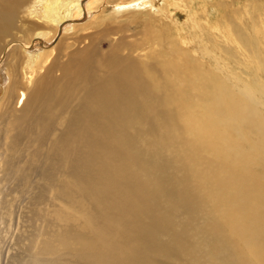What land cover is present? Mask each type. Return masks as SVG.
<instances>
[{"label":"bare ground","instance_id":"obj_1","mask_svg":"<svg viewBox=\"0 0 264 264\" xmlns=\"http://www.w3.org/2000/svg\"><path fill=\"white\" fill-rule=\"evenodd\" d=\"M213 1L224 11L225 0ZM97 2L0 0V222H5L4 210L17 194L39 180L40 193L38 189L31 200L43 201L49 194L58 199L53 212L62 227L44 243L38 264H264V212L256 210L258 220L240 215L233 224L238 238L220 224H197V211L205 201L186 179L192 170L211 168L217 158H230L233 145H225L236 140V133V162L247 168L252 162L264 166V79L258 71L256 86L242 91L206 72L190 92L209 83L213 89L200 93L212 101L188 118L189 136L166 130L138 143L146 130L136 124L140 114H153L146 123L154 129L160 124L155 112L163 114V121L174 113L161 108L164 95L153 94L146 64L153 57L167 68V61L180 60L181 54L193 71L208 63L223 78L222 70L233 68L230 62L237 53L243 56L237 66L248 63L238 50L243 42L235 36L228 38L229 45L240 47L227 60L210 44L213 36H226L232 23L212 20L208 6L207 19L201 22L191 0L122 1L113 7L114 20L145 14L161 27L146 47L143 42L119 57L113 52L120 47L118 38L100 52L91 42L97 31H90L87 19L80 22L85 15L90 19L97 14ZM180 10L188 14V27L172 23ZM77 26L85 31L58 42L62 32ZM259 28L254 26L255 46L263 32ZM251 63L264 73L261 58ZM165 74L158 71V81ZM71 82L83 87L77 100H71ZM175 91L177 97L189 95L178 85ZM149 145L165 151L178 145L187 152L177 149L175 156L173 149V159L151 160ZM178 160L182 165L176 167ZM258 189L264 204V180ZM210 206L211 215L231 210L230 203L216 196Z\"/></svg>","mask_w":264,"mask_h":264},{"label":"rangeland","instance_id":"obj_2","mask_svg":"<svg viewBox=\"0 0 264 264\" xmlns=\"http://www.w3.org/2000/svg\"><path fill=\"white\" fill-rule=\"evenodd\" d=\"M122 1L127 2L128 0H98L94 5L97 9L95 11L97 14L94 16L96 17V20L94 17L88 19V15H85L80 21L82 23L87 19L89 22V26L92 29L90 30V28H88L86 30L87 32L89 30L94 32L97 31L91 42H95V45L93 46L100 52L110 49L112 44L110 40L112 38H118V44L121 43L120 47L118 49L116 46V49H114L113 52L119 57H122V55H128L129 50L131 52L134 47L142 45L143 42V47H146L147 42L155 40L157 31L161 27L154 17L145 14L138 15L135 20H130L129 18L131 17L128 18V16H124L120 20H114V15H112L113 7L116 3ZM191 1L195 6L193 12H197V18L201 22L207 19L205 16V8H208L206 6L209 7L212 20L216 17H218V20L224 18L228 21L230 20L232 23L231 25L234 28L230 27V32H225L226 36L224 37L219 34L213 36L210 44H212L214 49L218 50L219 53L225 55L227 60V56L236 54V49L240 47L237 45L236 48L235 46L229 45L228 38L235 36L239 43L243 42L244 46L238 50L244 53L246 58L244 64L248 61L246 64L247 66H237L236 62L243 57L237 53L236 58L230 62L233 65V68L222 70L224 74L222 78L221 75L215 72L208 63L198 65V71H193L186 66L181 54L180 60H168L167 68L157 65L160 64V60L152 57L150 59V64L146 65L147 73L149 72L151 77L153 94H163L164 98L163 103L160 104L161 108H166V110L172 108L174 113L170 120L163 121V118L160 117L163 114L155 112L157 115L154 116H158L157 120L160 124L154 129L146 123L147 117L153 114H151V112L148 114H140L138 116L139 122L136 124L139 126L144 125L146 130L139 138V144L143 143V139H146L145 137L156 139L163 135L166 130H169L172 135L180 130L186 137L189 136L188 128L185 125L188 118L196 112H201V110L206 108L212 101L210 97L200 93V90L213 89L212 85L209 83H202L197 87V92H194V90L190 92V90L193 89V86L200 82V77L206 74V72H210L213 80L218 83L220 81L225 82L229 87L238 88L240 91L250 85L256 86L255 81H258L259 79L257 71L264 79V73L260 68L252 66L251 63L252 61L256 63L260 58L264 61V29L262 30L264 27V0H223L226 4L224 11L219 6H216L215 1L213 0L210 2H207V0ZM255 2L259 9L254 8L253 3ZM160 3H162V1ZM259 10H261V13H258ZM223 12H226V17L222 16ZM185 13L186 12L181 10L178 11L176 17H174L176 19H174L172 23H176L178 26L179 23H183L185 27H188L190 22L188 23V14ZM257 13L259 15H256ZM107 17H109V20H106ZM177 20L179 21L177 22ZM168 21L169 20H165L164 23L170 26L171 23ZM185 21L187 24H185ZM254 26L257 28L260 27L259 30L261 29V31H263L258 38L260 41L259 43L256 39V46L252 38V35L254 34ZM77 27L79 29L71 32H62L57 38L58 42L61 37H68L70 34L85 31L83 26ZM170 27L175 30V26L171 25ZM186 29L187 28H185V30ZM69 40L71 41V39ZM151 46L152 45H150L149 48H151ZM255 47L258 48V51L254 50ZM167 58L168 56L162 58V60ZM95 65L99 66V64ZM157 70L159 72H166L159 81ZM161 85H166L165 92L162 91L163 93L160 92ZM177 85L186 89L189 92V95L185 97H177V92L175 91ZM67 88L75 93H72L71 100L75 97L77 100L82 93L80 90L83 87H81L80 83L74 84L71 82ZM177 100H183L184 102L180 103ZM169 123H173V125L169 126ZM235 138L236 140L231 139L225 145H233L230 158H217L214 160L211 168L206 170H201L200 168L192 170L188 173L186 179L191 187L202 193L205 201V207H202L197 211L196 223L204 224L207 222H213L220 224L227 228L230 236L238 238L240 235L233 231V224L237 218L240 215H244L250 220H258L254 215L256 210H262L264 212V204H261L260 202L263 193L260 192V189L256 190L259 181L264 180V174H261V170H264V166L257 162H252L250 168H247L236 162L235 158L238 157L235 153L237 151V133ZM252 139L256 141L255 137ZM173 149L175 156L177 155V149L181 152H187L183 147L179 148L178 145H175L173 148L166 151L164 147L156 148L155 146L149 145L146 153L151 160H157L159 158L166 159V157L173 159L175 157L171 153ZM178 165H182L179 160L175 166L179 167ZM215 178H218V184H215ZM40 185L39 180H36L32 185L24 187L21 190V195L18 193L17 197L9 203L7 207L9 210L8 215L7 209L4 210L6 212V214L3 215L5 222H0V264H3L5 257L8 259L7 264H38L36 259L45 254L43 251L44 243L47 240L54 239L57 236L56 233L61 231L62 224L58 223L60 222L59 220H55L53 212V209L58 207L59 200L52 194H49L43 201L37 202L31 200V197L36 194ZM213 196H216L223 203H230L231 210L226 213L211 215L210 212L212 213V209L210 205ZM252 207L254 209H252ZM183 218L184 214L180 213L178 220H182Z\"/></svg>","mask_w":264,"mask_h":264}]
</instances>
